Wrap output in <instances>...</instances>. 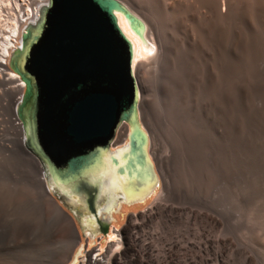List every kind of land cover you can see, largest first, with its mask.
Masks as SVG:
<instances>
[{"label": "rangeland", "instance_id": "1", "mask_svg": "<svg viewBox=\"0 0 264 264\" xmlns=\"http://www.w3.org/2000/svg\"><path fill=\"white\" fill-rule=\"evenodd\" d=\"M121 1L168 48L164 64L144 60L136 72L141 124L150 134L158 183L147 204L127 212L121 224L100 217L109 228L106 235L89 237L91 229L81 230L62 208L80 236L68 264H130L120 253L132 251L130 230L145 211L155 250L148 264H264V0H179L173 8L169 0ZM209 3L217 33L207 22ZM33 159L17 143L0 145L4 264H59L70 240L66 218L37 195ZM41 210L48 211L46 219Z\"/></svg>", "mask_w": 264, "mask_h": 264}, {"label": "water", "instance_id": "2", "mask_svg": "<svg viewBox=\"0 0 264 264\" xmlns=\"http://www.w3.org/2000/svg\"><path fill=\"white\" fill-rule=\"evenodd\" d=\"M117 13L144 43V22L119 0H48L8 61L25 84L16 108L24 148L39 163L60 209L81 230L84 216L95 218L89 237L109 231L96 213L103 204L97 176L106 157L131 183L126 195L142 200L158 183L141 126L133 45ZM122 126L125 141L114 146ZM119 149L120 159L114 155Z\"/></svg>", "mask_w": 264, "mask_h": 264}, {"label": "bare ground", "instance_id": "3", "mask_svg": "<svg viewBox=\"0 0 264 264\" xmlns=\"http://www.w3.org/2000/svg\"><path fill=\"white\" fill-rule=\"evenodd\" d=\"M120 2H122L132 13H134L136 16H138L145 24L146 26V31H145V42L143 43L136 35H134V33L131 31V29L129 28L126 20L124 19V17L121 14L117 13V18H118V23L119 26L121 28V30L124 32V34L130 39V41L132 42L133 45V59H132V71L136 77L137 83H138V90H139V94H140V100H139V111H140V115L142 117V113H141V107L143 105V97L141 95V86L139 85V81L137 79V68L139 66V63H141V61H149L151 60L154 65L156 64L161 65L164 64L166 62V55H167V51L168 48L163 45L161 43V41L159 40L158 37H152V35L150 33V26L149 24L143 20L127 3L119 0ZM170 1V7H176L179 3V0H169ZM210 1V0H209ZM215 1V0H214ZM224 1V0H223ZM230 1V0H229ZM231 2V1H230ZM227 3V1H226ZM233 3V2H232ZM202 4V3H201ZM205 4V3H203ZM213 4V3H212ZM223 5V4H222ZM224 6V5H223ZM208 10H209V16L207 19V22L209 25L212 26V28L217 32L221 31V29L216 25L214 26L211 22L213 21L212 19L215 17V13L212 11V8L215 9V6L213 5V7H211V4L209 3L207 5ZM229 7V6H228ZM225 9V7H222V9ZM230 8V7H229ZM236 8V7H235ZM178 9V8H177ZM176 10V9H175ZM205 10V9H204ZM227 10V8H226ZM223 12V10H222ZM219 15H221L219 13ZM220 17V16H219ZM223 17V16H222ZM241 17V14H240ZM188 19L189 20H193L194 19V14L190 13L188 15ZM220 19V18H219ZM264 19V18H263ZM223 20V19H222ZM224 21V20H223ZM254 23V22H253ZM257 23L259 25V27L263 26V21L260 19V17H257ZM221 24V23H220ZM226 24V23H225ZM244 24V23H243ZM227 25V24H226ZM253 25V24H252ZM224 26V25H223ZM241 26V25H240ZM257 28V27H256ZM208 30V28H207ZM209 31V30H208ZM224 31V30H223ZM235 32V30H234ZM261 32V31H260ZM192 33V32H191ZM227 33V32H226ZM262 33V32H261ZM237 34V33H236ZM242 34V33H241ZM215 35V34H214ZM229 35V34H228ZM221 36V35H220ZM223 36V35H222ZM213 37V36H212ZM211 37V38H212ZM240 37V36H239ZM246 37V36H245ZM255 37V36H253ZM258 37V36H257ZM195 38V36H194ZM263 38V37H262ZM218 39V38H217ZM233 39V38H232ZM255 39V38H254ZM191 40H193L190 35L188 36V42H190ZM196 40V38H195ZM206 40V39H205ZM204 40V41H205ZM229 41V40H228ZM261 41V39H260ZM167 42V41H165ZM258 42V41H257ZM253 43V42H252ZM251 43V44H252ZM219 44V43H218ZM249 44V43H248ZM192 45V44H191ZM220 45V44H219ZM20 46V39L18 40V47ZM199 47V45L197 46ZM213 48V47H212ZM215 48V47H214ZM218 48V46H217ZM240 48V47H239ZM149 52H151L152 54L149 55ZM240 52V51H238ZM221 53V52H220ZM216 55H217V51H216ZM220 55V54H219ZM217 57V56H216ZM246 57V56H245ZM168 58V57H167ZM195 59V58H194ZM197 59V58H196ZM186 60V59H185ZM215 60V59H214ZM223 60V59H222ZM221 60V61H222ZM229 61V60H228ZM218 63V62H216ZM212 64V63H211ZM190 67V65H189ZM194 67V66H193ZM198 69V68H197ZM195 68V70H197ZM202 69V68H200ZM232 71V70H231ZM192 72V71H191ZM185 73V72H184ZM194 73V72H193ZM215 74V73H214ZM218 76V75H217ZM231 76V75H230ZM234 76V75H233ZM12 77L13 78H20L16 73H14L12 71ZM219 79V78H218ZM231 79V78H229ZM234 82V81H233ZM259 82V81H258ZM217 86V84H216ZM218 87V86H217ZM222 87V86H221ZM220 87V88H221ZM240 87V86H239ZM263 88V87H262ZM218 89V88H217ZM258 89V88H257ZM262 90V89H261ZM258 91V90H257ZM220 92V91H219ZM264 92V91H263ZM220 94V93H219ZM183 95V94H182ZM181 95V96H182ZM186 95V94H185ZM221 95V94H220ZM195 98V97H194ZM259 99V98H258ZM186 100V99H185ZM223 102V101H222ZM146 103V102H145ZM190 103V102H189ZM263 105V104H262ZM189 106V105H188ZM220 106V104H219ZM261 107V106H260ZM144 108V107H143ZM243 108V107H242ZM189 109V108H188ZM191 109V108H190ZM224 109V107H223ZM231 109V108H230ZM172 110V109H171ZM240 111V110H239ZM238 111V112H239ZM216 112V111H215ZM167 113V112H166ZM173 115H176V111L173 110L172 111ZM231 113V112H230ZM10 113H8L9 115ZM168 115H166L165 117H167ZM182 116V115H181ZM152 119L156 122V124L158 126H160V122L156 119V117L152 114L151 115ZM254 117V116H253ZM181 118V117H180ZM143 119V118H142ZM141 119V120H142ZM229 119V118H228ZM245 119V118H244ZM252 119V117H251ZM250 120V119H249ZM143 121V120H142ZM230 121V120H229ZM264 121V120H263ZM168 122V121H167ZM256 122V121H255ZM144 123V122H143ZM142 123V124H143ZM249 123V122H248ZM141 124V126H142ZM222 124V123H221ZM254 125V124H253ZM224 126V124H223ZM251 127V126H250ZM142 129L145 133L149 134L148 129L146 127V125L144 124V126H142ZM18 131H23L22 128V124L20 121H18ZM126 132H127V128L125 126H122L119 130H118V137L116 142L114 143V146H118L124 143L125 138H126ZM150 136V134H149ZM148 136V138L150 139V137ZM225 138V137H224ZM227 139V138H226ZM257 143V142H256ZM16 144V143H15ZM18 145H21L22 147H24L23 142H18ZM226 144V143H225ZM3 147H6V145H2ZM175 146V145H174ZM229 146V145H228ZM123 149H119L117 152L114 153V155L120 159V155H121V151ZM7 153V151L5 150L4 153ZM250 159V158H249ZM2 172V171H1ZM0 172V174H2ZM5 173V176L7 177H13L15 178V175H9ZM32 174H33V180H34V185L36 188V192L37 195L39 196V198L41 199V201L43 202V205H45V207H50L53 210H55L58 214H60L61 216L66 218V223H65V230L67 231L68 235H69V242L66 245L65 250L63 251L62 254V259L60 260L59 264H68V262L72 259L73 253L71 250V247L73 245V243L76 240H79V233L78 230L76 228V226L74 225L73 221L68 218L64 212L62 211V209H60V207L57 205V202L55 201V199L52 197L51 195V188L48 187V185L46 184V181L44 180V177L42 175V169L39 165V163L33 159V167H32ZM242 174V173H241ZM101 178L99 179L100 182V186H101V196L103 198V204L98 207L96 209V213L98 217L103 218L105 221H114L115 222V226L117 224H121V222L123 221V219L126 216L127 212H136L138 209L142 208L143 206H145L147 204V200L144 198L142 200H139L138 195H132V194H128L126 195L124 192V189L131 183L128 182L127 178L125 176L121 177L119 175H117L116 173V169L111 165L109 159L106 157L104 159V163H103V168L100 171V175ZM96 177V176H95ZM99 178V177H97ZM113 181H115V185L113 183ZM145 182H147V180H145ZM144 183V182H143ZM171 183V182H170ZM131 187V186H130ZM151 194V193H150ZM149 194V195H150ZM148 195V196H149ZM117 209V210H115ZM47 210V209H46ZM46 210H41L43 211V215H44V219H46L47 216V212ZM59 215V216H60ZM42 216V215H41ZM43 218V216H42ZM72 218V217H71ZM73 219V218H72ZM108 223V222H107ZM81 224H83V229L87 231L88 229H93L96 226V222H95V218L92 215H87L84 216L82 218ZM114 226V227H115ZM119 226V225H118ZM109 238L115 239V235H113V231H110L109 234ZM93 243V240L90 241V244ZM74 247V246H73ZM74 250V249H73ZM248 262H251L250 259H248ZM75 263V261L73 262V264ZM0 264H4L3 262H0ZM55 264V263H54ZM77 264V263H76Z\"/></svg>", "mask_w": 264, "mask_h": 264}, {"label": "built area", "instance_id": "4", "mask_svg": "<svg viewBox=\"0 0 264 264\" xmlns=\"http://www.w3.org/2000/svg\"><path fill=\"white\" fill-rule=\"evenodd\" d=\"M47 1L0 0V145L10 147L21 141L24 144V132L18 131L16 108L22 100L25 84L20 78L12 77L8 61L18 47L24 28L36 19L39 7ZM149 219L146 211L138 214V223L130 230L133 249L129 253L119 252L130 264H148V259L154 256V246L148 238ZM94 257L89 253L88 260ZM119 264L125 263L119 261Z\"/></svg>", "mask_w": 264, "mask_h": 264}, {"label": "snow or ice", "instance_id": "5", "mask_svg": "<svg viewBox=\"0 0 264 264\" xmlns=\"http://www.w3.org/2000/svg\"><path fill=\"white\" fill-rule=\"evenodd\" d=\"M152 53L151 52H149V55H151ZM113 183H114V185H115V181H113Z\"/></svg>", "mask_w": 264, "mask_h": 264}]
</instances>
